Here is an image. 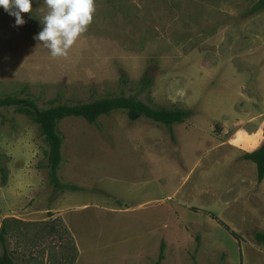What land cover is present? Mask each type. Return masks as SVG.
<instances>
[{"label": "rangeland", "instance_id": "374dc122", "mask_svg": "<svg viewBox=\"0 0 264 264\" xmlns=\"http://www.w3.org/2000/svg\"><path fill=\"white\" fill-rule=\"evenodd\" d=\"M257 1L95 0L66 58L34 38L44 0L20 26L0 7V97L44 109L130 95L191 112L172 138L122 111L61 120L67 190L50 182L38 126L0 108V227L15 264H156L162 241V264H264V179L242 159L264 138Z\"/></svg>", "mask_w": 264, "mask_h": 264}, {"label": "trees", "instance_id": "16d2710c", "mask_svg": "<svg viewBox=\"0 0 264 264\" xmlns=\"http://www.w3.org/2000/svg\"><path fill=\"white\" fill-rule=\"evenodd\" d=\"M264 10V0H259L252 7L251 13ZM147 84V83H145ZM14 107V110L27 116L31 122L39 128V134L43 142L47 145L44 155L47 158L46 167L49 170L48 176L50 182L56 189L76 190L78 187L70 185H61L58 180L57 171L61 163V146L63 139L58 130V124L65 118H82L88 124H95L98 117L109 115L116 111H122L130 121H135L140 117H145L153 122L164 125L172 134V125L182 123L188 119L191 112L182 109L167 110L164 108L150 107L146 103L138 100L134 96H107L95 99L87 103L77 104H58L50 105L47 108L39 109L31 99H21L14 96L0 97V108ZM242 159L250 161L255 165L257 181L264 179V143L251 152H244ZM4 174V171L2 170ZM2 180L5 176L2 175ZM7 225L5 222L0 227V243L2 245V253L0 254V264H15L12 260L7 247L4 244V235L7 234ZM254 238L258 243H264V231L254 234ZM165 245L162 241L159 245L158 259L156 264H162L164 260Z\"/></svg>", "mask_w": 264, "mask_h": 264}, {"label": "clouds", "instance_id": "9594fccd", "mask_svg": "<svg viewBox=\"0 0 264 264\" xmlns=\"http://www.w3.org/2000/svg\"><path fill=\"white\" fill-rule=\"evenodd\" d=\"M44 3L48 11L42 30L34 38L43 43L53 58H66L93 22L95 0H44ZM0 7L15 17V26H20L26 23L22 14L32 11V0H0Z\"/></svg>", "mask_w": 264, "mask_h": 264}, {"label": "crops", "instance_id": "0c3cea01", "mask_svg": "<svg viewBox=\"0 0 264 264\" xmlns=\"http://www.w3.org/2000/svg\"><path fill=\"white\" fill-rule=\"evenodd\" d=\"M246 134H249V132L248 133H246ZM252 134V133H251ZM256 134V133H255ZM247 136H251L252 137V135H247ZM241 137H243V136H241ZM234 141H235V143H237L236 142V139H234ZM264 143V138H263V140H261V142L260 141H258V144L256 145V147L255 148H253V149H251V150H249V151H247V152H251V151H253V150H255V149H257L259 146H261L262 144ZM239 145V148L240 149H242V150H244V148H243V146H241V144H238ZM232 147V146H231ZM233 148V147H232Z\"/></svg>", "mask_w": 264, "mask_h": 264}]
</instances>
